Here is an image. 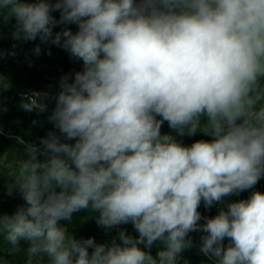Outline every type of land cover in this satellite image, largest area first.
<instances>
[{
    "label": "clouds",
    "instance_id": "obj_1",
    "mask_svg": "<svg viewBox=\"0 0 264 264\" xmlns=\"http://www.w3.org/2000/svg\"><path fill=\"white\" fill-rule=\"evenodd\" d=\"M0 14L14 39L51 40L83 65L60 79L49 120L61 135L28 145L9 174L24 205L0 215V233L26 245L27 264H178L196 231L216 264H264V193L203 224L198 210L264 177V0H0ZM57 24L78 30L53 36ZM47 97L21 107L43 113ZM165 121L212 139L185 146ZM89 207L99 227L138 236L120 229L107 246L60 225Z\"/></svg>",
    "mask_w": 264,
    "mask_h": 264
},
{
    "label": "trees",
    "instance_id": "obj_2",
    "mask_svg": "<svg viewBox=\"0 0 264 264\" xmlns=\"http://www.w3.org/2000/svg\"><path fill=\"white\" fill-rule=\"evenodd\" d=\"M52 15L59 20L58 11H54ZM15 23V18H8L6 14H0V51L4 53V56L0 58V77L3 80L0 84V215H11L18 207L24 205V201L17 191L13 190L11 195L8 194V185L14 179L9 174L18 169L22 159L25 158L24 149L28 145L35 144L42 148L40 141L46 138L50 132L61 135L49 120L55 107V96L60 90V79L66 74L74 77L75 72L81 71L83 67L82 61L71 57L69 52L53 44L51 40L41 42L39 37L35 41L14 39ZM66 27L73 32L78 30L75 24H57L53 28V36ZM37 46L40 47L39 53L35 51ZM33 92L48 94L45 100L47 104L45 112L41 113L38 110L26 112L22 109L23 95H31ZM10 132L18 138L14 142L9 139ZM161 133L175 136L178 142L185 146H190L198 140L212 139L202 132L177 136L166 121L162 124ZM61 139L63 140V136ZM67 142L74 143V141ZM254 191L264 193V177H261L252 189L244 192L251 195ZM240 193L227 196L222 202L213 204L210 208H206L201 202L198 210L205 219L211 218L218 214L221 208L226 210L228 203L240 201ZM98 215V212L89 207L74 212L71 220L59 223L78 239L91 237L97 244L107 246H111L114 239L117 244L121 243L118 238L120 229H123L128 235L138 236L131 224L119 226L116 230L99 227L96 223ZM200 223L203 224L204 221L201 220ZM203 235L205 233L201 231L189 234V239L192 241L191 247L180 254L178 264H215L200 252ZM228 243L229 241L225 239L224 244ZM140 247L144 248V245H140ZM160 247H162L160 242H156L150 249L145 250L155 256ZM25 249L26 245L23 242L13 249L4 238L3 233H0V264H27ZM33 264H37V262L33 261Z\"/></svg>",
    "mask_w": 264,
    "mask_h": 264
},
{
    "label": "rangeland",
    "instance_id": "obj_3",
    "mask_svg": "<svg viewBox=\"0 0 264 264\" xmlns=\"http://www.w3.org/2000/svg\"><path fill=\"white\" fill-rule=\"evenodd\" d=\"M3 82V80H2V78L0 77V84ZM9 139L12 141V142H14L15 140H17L18 138H17V136L15 135V134H13L12 132H10L9 133ZM250 197V195L249 194H246L245 192H241L240 193V196H239V198H240V200H246V199H248Z\"/></svg>",
    "mask_w": 264,
    "mask_h": 264
},
{
    "label": "built area",
    "instance_id": "obj_4",
    "mask_svg": "<svg viewBox=\"0 0 264 264\" xmlns=\"http://www.w3.org/2000/svg\"><path fill=\"white\" fill-rule=\"evenodd\" d=\"M201 220L202 221H204L205 222V218L201 215ZM209 258V257H208ZM213 263H215L216 264V260H215V258H209Z\"/></svg>",
    "mask_w": 264,
    "mask_h": 264
}]
</instances>
